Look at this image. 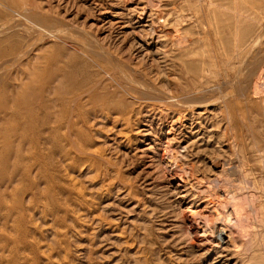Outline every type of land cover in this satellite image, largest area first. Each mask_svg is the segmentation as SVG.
I'll list each match as a JSON object with an SVG mask.
<instances>
[{
	"label": "rangeland",
	"instance_id": "374dc122",
	"mask_svg": "<svg viewBox=\"0 0 264 264\" xmlns=\"http://www.w3.org/2000/svg\"><path fill=\"white\" fill-rule=\"evenodd\" d=\"M155 1L153 14L161 38L151 44L146 60L140 56L131 62L133 42L148 30L153 19L149 10L141 15L148 0L129 4L123 0H0V27L11 23L14 12L24 14L26 9L60 19V26L54 20L42 25L47 32L60 33V41L47 42L41 51L44 60H34L40 55L35 46L32 61L2 74L6 88L3 86L0 94V119L9 122L3 125L0 121V264H264V162L253 153L254 137L264 147V96L239 94L247 73L239 64L247 54L232 60L240 70L234 66L232 73L226 64L236 36H243L250 25L251 31H258L264 0H249L248 8L243 0H237L239 9L235 0H218L215 6H210L209 0ZM254 17L257 22L251 20ZM177 30L178 38H187L189 43L183 49L175 42ZM106 35L110 52L126 65L140 69L139 75L153 85H157L155 76L162 73L172 91L190 94L204 70L221 74V78L209 79V88L229 83L225 86L231 93L228 112L224 113V103L214 102V112L203 111V119L196 120L193 127L188 115L185 127H177L171 138L176 139L174 145L190 148L187 162L195 166L196 177L214 178L211 158L219 155L246 165L247 179L258 195L260 216L258 239L243 251L230 249L221 259L223 244L210 248L209 253L190 248L180 224L182 212L195 208L196 190L178 187V180L169 181L157 169L151 152L156 144L147 146L153 137L135 145L132 138L140 132L135 118L126 129L116 123L117 115L108 118L101 113L104 103L121 107L122 100L115 96L119 88L91 94L92 81L103 75L92 58L98 55L87 54L82 44ZM28 39L23 30L1 32L0 49H8L12 42L17 44L16 55L25 54L32 47ZM116 44L124 55L116 54ZM77 84L82 85L79 89L76 86L78 91ZM131 110L136 114L139 108ZM46 117H50V125L45 123ZM170 124L165 117H154L153 129L160 140ZM229 124L241 133L240 145L231 144L222 135ZM6 127L17 129L7 141L3 135ZM115 135L122 138L115 142Z\"/></svg>",
	"mask_w": 264,
	"mask_h": 264
},
{
	"label": "bare ground",
	"instance_id": "6f19581e",
	"mask_svg": "<svg viewBox=\"0 0 264 264\" xmlns=\"http://www.w3.org/2000/svg\"><path fill=\"white\" fill-rule=\"evenodd\" d=\"M123 1L126 4L134 2V0H123ZM154 1L155 0H148V4L142 10L141 15H143L144 12H147L149 10L150 11L149 18L151 19L153 18V19L151 20V23L147 26L148 30L138 35L139 36L138 40H135L133 42L132 50L135 48L134 52L136 53V56H134L135 53L132 52L133 56L132 57L131 55L129 56V60L131 62L135 60L137 61V59L141 58L140 56H143L142 57L143 61L146 60L150 52L149 49H150L151 44H153L155 39L161 38V34L156 27L158 19L156 20V18L154 17L155 14H153V12L155 11L154 4H156L154 3ZM235 1L237 4V9H239V3H237V0ZM217 2L218 0H209L210 6L217 5ZM242 3L245 7L247 6L248 8L250 1L243 0ZM252 9H255V7L251 8L250 10L252 11ZM228 10L231 11L232 9L228 8ZM26 11L27 12H25L24 14H21V13L18 14L16 12H14L13 14L11 12V14H13L14 16V19L12 20L10 19L11 23L9 25L0 27V33L7 31V30H11V29H15L19 31L23 30L24 32L28 34V38H29L28 40H30L29 46H32L30 47L31 49H29V51H27L26 49L25 54H22V55L18 54L19 56L16 55L17 47L15 45L17 44L14 45V43L12 42L8 49H2V48L0 49V85H1L0 94H1L2 89L6 86V85L4 86L6 79H3L4 76L2 77V74H4L7 70H11L13 67H15V65L17 64L22 65L23 62H28L30 60L32 61L34 58H35L34 60H39V61H41V59L44 60V58H41L43 56L41 51L45 48L46 44H48L47 42L54 44V43H57V41H60V33H58V31L57 32H52V31L47 32L45 28L42 26L44 23H47L51 20H54L55 21L54 23L60 26L59 18H54V17H51L50 15L49 16L44 15L40 13L39 11L35 12L34 10L32 11L28 9H26ZM237 13H238V10H237ZM241 14L243 13L241 12ZM158 17H161V16H158ZM239 17H241L242 19V16H239ZM261 18L262 20L258 25L259 26L258 31L256 32L251 31L252 28L250 25L249 27L251 28V30L249 27H247L246 32L244 31L245 34L243 36L242 35L236 36L235 44L233 47V53L231 55V58L228 57L229 60H227L228 63H226L230 67H232V73H233L235 67L238 65L232 64V60L234 59L238 60L241 57L243 59L244 55L247 54L246 55L247 58L245 57L244 60L241 59L242 62L239 64V66L245 67V69H247L246 70L247 73H245L246 75L244 79L245 85L239 90L240 96H243V97L246 96L245 94H247V92H251L252 94L258 97L264 96V17H261ZM251 20H254L255 22H257L258 19L254 17ZM109 25H113L112 22H110ZM249 31L253 33L251 32L248 33ZM174 33H175L174 36L176 37V38L174 37L176 39L175 42L180 48L183 49L187 44H189L188 41L186 40L187 38L186 39H182L180 37L178 38L179 36L177 35L178 30L175 31ZM93 38L95 42L90 43L88 45L83 43L82 46L87 54L88 53L90 54V52H92V54L98 55L92 58L94 59V63L96 64V66L100 68L99 70H101L103 76L101 79H96L93 81L91 80L92 81L91 94H93L94 92H99L103 89L107 90L110 88L111 90L112 87H118L119 90L115 92V96L117 95L116 97H119L120 100H122L121 101L122 105L118 109L112 108L108 106L107 103H104L105 105H103L102 109L100 108L101 113L104 116L106 115L107 117L110 114L117 115L116 118L118 119L116 120V123L117 124L119 123L121 127H124L126 129L127 127H130L132 121L135 120L136 123H138L137 124L138 130L140 129V132L135 134L134 138H132L135 141V145H139L144 141H150L152 139L150 137H153L151 142L147 143V146L156 144L154 147L153 146L151 147L152 149L151 152L154 155L153 159L155 160V162H157V169L169 181L178 180V187L185 188L187 186H190L191 187L190 189L196 190L194 192L195 198L192 201V204L195 206V208L194 210H191V208H193L191 206L189 209H186L182 212V218H181V224H180L185 234V237L187 239V242L188 244H190V248L192 249L201 248L202 250L209 253L212 248H216V249L221 248L223 244L224 247L223 249H221L223 250V252H221L220 253L221 255L219 256V258L221 259L224 258L222 253L228 252L230 249H234L236 252L243 251V249L246 246L247 247L249 246L248 244L253 242V240L258 239L259 233L257 232L256 229L258 228V221H259V216H260V210L258 208L259 203L257 199L258 195H256L255 191L252 190L253 187L251 185V182L247 179L249 170H247L246 165L243 164L238 159L235 160L236 162H234L233 160L232 162L226 161L223 159V157L219 155L213 159L211 158L212 160L211 168L213 171H211V168L209 167L210 171L214 172L215 174L214 178L213 177L211 178L210 176L209 178H205L203 177L204 175H202V178H199L198 176L197 178L196 173H195L196 171L195 166L187 162V158L189 155L188 153H189L190 148L185 147L182 149V147L174 145V140L176 139L171 138L174 135V132L176 131L177 127L179 128L185 127V120L188 115H191L192 117L191 127H193L195 124H197L196 120L203 119L205 112L207 111L214 112L212 110V107H214L215 106L214 104H216L214 102L221 101L222 103H224L223 105L224 113L226 111L228 112L230 108L228 101H229L231 93L229 94L226 91L225 86L228 85L229 83L223 82L221 84H216L213 87L209 88L208 86L211 83L209 82V79H212L213 77L217 79L221 76V74L217 72H213L212 70H204L203 75L199 78V80H196L194 82V85L192 87V91L190 94H184L183 90L182 92L180 91L174 92L169 88L168 86L169 81L167 77H165L162 73H159L155 76L157 85H153L145 81V79L139 75L138 71L140 69L138 70L134 68L135 66L132 67L131 65H126L125 63L122 62V58H119L117 57V55L112 54L110 52V47H109L110 38L107 35L104 36V38L96 37V36ZM115 42L113 41V44ZM117 44L119 46V43ZM117 44H116V49H115L116 54H118L119 56L121 54L124 55L123 50L120 49V47H118ZM25 46L26 44L23 45V48ZM35 46H37L38 48L37 50L40 52L41 56L40 55L38 57L33 56L34 58H32V54H31L33 50L32 48H34ZM25 48H27V46ZM103 49H105L107 53H103L100 51ZM82 52L84 51L82 50ZM248 56H251L250 58L251 60H248ZM56 64H57V61H56ZM229 66L226 65V67H229ZM239 66H238V69L240 68ZM39 69L37 67V70ZM32 73L33 72H31V75ZM238 73L237 75L242 74V73L241 74H238ZM38 79H39V76H38ZM33 81L35 83L37 81V78H36V81L35 80ZM85 82H88V81H85ZM112 82L115 85H113ZM235 84H238V83H235ZM76 86L78 87V84L75 85V87ZM81 86H79L78 89ZM77 87L75 90H77ZM188 91L190 90L188 89ZM126 95L130 97L131 101L129 100L126 101ZM114 99L116 98L114 97ZM83 101L84 99L81 102ZM112 101H115V100L112 99ZM134 106H137L139 108V111L136 112V114L132 110L129 111V109H132V107ZM218 109L222 111V109L220 108ZM157 115L165 117L167 121L171 120L170 128L167 131L165 138L161 140L157 137V133L153 129L154 117ZM97 116H99V114ZM48 118L46 117V119ZM15 121L17 122L18 120H15ZM48 121L49 119L46 120L45 123L47 124ZM8 122L9 121L7 120V122L5 123H8ZM3 123H0V125ZM5 123L3 125H5ZM12 123L13 122H11V125ZM199 126L201 127L202 124L199 123ZM146 127H151V128L146 130L144 129ZM4 130L6 131V129ZM16 132H17L16 128L11 129V130H8L7 128V131L3 133V135H5L4 140H6V138L9 137L10 135H13V134L15 135ZM49 132H51V130H49ZM199 132L200 131H197V132H194L193 134L195 135ZM204 135H207V134H204ZM222 135L225 138L228 137L227 139L231 144L240 145V139L242 135L238 130H236L235 127L234 128L230 127V124L228 125V127L226 128V130L223 132ZM119 138H122V137H120V135H115L114 141L118 142ZM253 139H254L253 145L255 148V150H253V153L254 155L256 154L259 157V160H261V162H264V147L260 146L261 141L258 139V137H254ZM130 140L131 139H129L128 142ZM156 140H159L160 142L157 143ZM14 144L12 145L14 146ZM23 145H25V143ZM30 153H31V150H30ZM17 157L18 155L16 156V158ZM194 181H196V184L199 185L198 187L195 185ZM201 200H202L201 204L197 203ZM202 205H205V207L202 208ZM218 234L220 235V238L218 237Z\"/></svg>",
	"mask_w": 264,
	"mask_h": 264
}]
</instances>
